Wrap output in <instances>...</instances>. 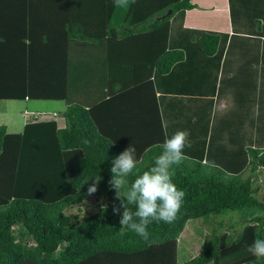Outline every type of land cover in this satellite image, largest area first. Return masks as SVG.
<instances>
[{"label":"trees","instance_id":"1","mask_svg":"<svg viewBox=\"0 0 264 264\" xmlns=\"http://www.w3.org/2000/svg\"><path fill=\"white\" fill-rule=\"evenodd\" d=\"M196 7L0 0V100L68 105L64 128L56 113L32 114L21 133L0 126V264H179L187 223L229 212L247 222L216 232L184 264H264L246 257L264 239V200L253 187L264 173V0H229L231 35L186 27ZM87 55L100 57L107 86L91 106L77 100L74 76L78 69L93 81ZM177 130L190 143L174 166L184 204L173 223L150 224L144 240L113 212L112 161L133 144L143 171ZM95 178L98 190L88 195ZM92 198L98 209L84 210Z\"/></svg>","mask_w":264,"mask_h":264},{"label":"clouds","instance_id":"2","mask_svg":"<svg viewBox=\"0 0 264 264\" xmlns=\"http://www.w3.org/2000/svg\"><path fill=\"white\" fill-rule=\"evenodd\" d=\"M116 6H125L127 0H114ZM189 133L177 130L166 137L161 145L162 151L153 158V163L147 169L140 171L136 147L132 144L119 154L113 161L110 172V187L116 192L120 204L113 207V212L120 215L121 226L144 240L149 239V225L152 223L171 224L177 218L183 207L185 192L178 188L173 180L174 166L182 163L184 149L190 147ZM135 178L130 180L129 178ZM102 178H95L87 194L97 192ZM90 180H85L88 184ZM135 205V211L129 208ZM121 208L124 211L121 213ZM246 251L256 260L264 259V239L256 238L247 246Z\"/></svg>","mask_w":264,"mask_h":264},{"label":"rangeland","instance_id":"3","mask_svg":"<svg viewBox=\"0 0 264 264\" xmlns=\"http://www.w3.org/2000/svg\"><path fill=\"white\" fill-rule=\"evenodd\" d=\"M75 55L73 52H69L67 55V59H74ZM90 90L88 94L93 97L95 95V91H97V87L90 84ZM66 108L65 101H5L0 100V124L7 127L8 132L13 133H21L19 124H24L27 119L32 116V114L40 117V114L36 113V110L47 111L50 114L43 113L42 118L47 119L50 117L54 111L64 110ZM27 111V112H26ZM26 117V121L24 119ZM250 174V170L244 174V178H247ZM258 175V174H256ZM259 178H254L253 187L257 190L256 197L260 200H264V173H260L258 175ZM98 200L95 198L91 199L89 207L84 208V210H94V207L98 209ZM76 212V209H75ZM262 213V212H261ZM260 213H258L259 215ZM251 213L249 215V218ZM244 223L247 222V218L242 217L241 212H229L224 215L216 216L212 215L209 218H201L196 220H190L184 232L180 237L179 243V253H178V262L179 264H184L193 258L197 257L200 254L203 243L211 238L215 233L219 232V234H225L229 232L233 234L235 229L231 226L233 222ZM236 229L240 230V227H236Z\"/></svg>","mask_w":264,"mask_h":264},{"label":"crops","instance_id":"4","mask_svg":"<svg viewBox=\"0 0 264 264\" xmlns=\"http://www.w3.org/2000/svg\"><path fill=\"white\" fill-rule=\"evenodd\" d=\"M34 3H40V0H33ZM191 2L196 5L197 7L193 10H189L186 13V27L189 28H195V29H202V30H209V31H213V32H219V33H225V34H232V27H231V18H230V9H229V0H191ZM60 31H53V34L50 33L51 36L55 35V34H60ZM85 55V54H84ZM89 57V55H87ZM86 58V56L84 57V59ZM99 56H96V59L93 58L92 56H90L88 58V60L90 59L92 62H94V64L96 65L97 68L98 67V62H99ZM78 59V58H77ZM71 61V60H70ZM90 62V61H89ZM73 63H69V65H72ZM87 66V60H85L84 63ZM76 66V68L78 67L77 64H75L74 66H72L73 68ZM93 68V66H91ZM78 69H76V71H74V76H78L80 75L81 80L76 82V85L79 86V94H78V99L80 102L82 103H86V106H91L92 104L94 105L96 103V101L92 100L91 101V96L88 94V91L90 90V84L92 83L93 86L97 87V91H95V95L93 96L94 99L96 98H100V91H104L106 92V87L105 86L102 90H101V82H103L102 80L105 78L104 75L102 74V70L100 71L99 68L96 69L95 72V77L93 79V81L87 80L80 72H77ZM73 69L71 68L70 73H72ZM97 73V74H96ZM75 79V78H74ZM87 80V81H86ZM74 83V82H73ZM72 83V84H73ZM104 86V85H103ZM152 95L156 94L155 90L152 89L149 91ZM156 98H158V94H156ZM87 103H90L89 105ZM151 105H153V107L155 106V103H150ZM68 105L66 103V108L64 110H59V111H54V113L52 114H58V119H56V121L59 124L60 128H64L66 126V120L64 118V113L67 109ZM36 110L37 114H50L47 113V111H40L39 109H33ZM27 112V111H26ZM26 117H24L25 119ZM27 119V121H26ZM25 119V123L24 124H19L20 125V129L23 132V129L26 125V123L28 122L29 118ZM0 126H3L0 124ZM246 257H252L251 254H247Z\"/></svg>","mask_w":264,"mask_h":264},{"label":"built area","instance_id":"5","mask_svg":"<svg viewBox=\"0 0 264 264\" xmlns=\"http://www.w3.org/2000/svg\"><path fill=\"white\" fill-rule=\"evenodd\" d=\"M53 116H56V114H53ZM36 118H40V119H43L41 116L40 117H36ZM55 118V117H54ZM56 120V119H55Z\"/></svg>","mask_w":264,"mask_h":264}]
</instances>
